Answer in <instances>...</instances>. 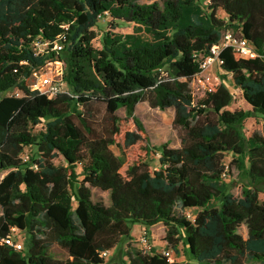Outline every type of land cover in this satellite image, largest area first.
Wrapping results in <instances>:
<instances>
[{
    "label": "trees",
    "instance_id": "1",
    "mask_svg": "<svg viewBox=\"0 0 264 264\" xmlns=\"http://www.w3.org/2000/svg\"><path fill=\"white\" fill-rule=\"evenodd\" d=\"M104 11L111 21L98 37ZM227 30L258 55L223 48L220 79L191 89L193 52ZM37 40L62 45L67 92L30 88L32 70L55 54L37 52ZM263 54L264 0H0V264H173L155 246L130 247L132 223L163 224L167 245L177 250L183 237L202 264H264V137L243 131L247 119L264 116ZM11 87L22 94L6 93ZM141 101L174 110L179 145L157 146V167L133 115ZM28 145L35 150L23 159ZM232 166L246 179L239 195L224 179ZM93 188L109 203L93 200ZM191 208L199 209L188 218ZM11 227L26 235L20 250L1 241ZM120 238L125 259L106 260L101 253Z\"/></svg>",
    "mask_w": 264,
    "mask_h": 264
},
{
    "label": "rangeland",
    "instance_id": "2",
    "mask_svg": "<svg viewBox=\"0 0 264 264\" xmlns=\"http://www.w3.org/2000/svg\"><path fill=\"white\" fill-rule=\"evenodd\" d=\"M138 3H151L154 0H136ZM217 15L221 18L226 19V14L221 10H217ZM111 21L110 16H104L100 18L95 26L93 27L96 35L101 37L102 34L108 29L109 22ZM226 87L231 91L235 92L237 90L232 78L228 75L225 80H223ZM6 93L21 95L22 92L17 87H11ZM118 114L123 116L124 110L119 109ZM134 117L141 122L149 135V142L152 149L148 155L147 160L149 161L151 167H157L159 153L155 151V148L161 143H168L171 147H177L179 145V134L175 129L172 128V120L174 116L173 108L159 109L151 107L147 101L139 102L133 113ZM44 122L42 121L31 128L32 133H37L39 130L43 129ZM243 131L245 133L257 132L264 137V116L258 115L257 118H249L243 123ZM111 150L119 154V149L115 145L110 146ZM35 150L34 145H28L24 147V155H31ZM231 159V154L228 153L224 157V162L227 164ZM81 167L77 166V171H80ZM3 172H0V176ZM224 179L230 184L231 191L234 194H240L241 184L246 182V179L238 173V170L233 166L230 167V174L224 176ZM261 191L259 193L260 200L264 201V185L258 183ZM92 199L101 200L103 203H109V196L107 191H102L98 188L92 189ZM216 202H211L209 205L212 206ZM179 209V205H177ZM199 208H191L190 213L195 214ZM130 234L132 239L129 242L130 247L135 249L148 251L150 246H155L159 251L163 252L168 250L170 252L169 259L173 264H202L197 261L189 252L183 237L177 245V250L170 248L164 239L165 232L163 224L159 223L154 226L145 227L139 223L130 224ZM141 236L147 238V245L141 243ZM13 237L16 240L24 243L26 235L22 231H15ZM127 242L125 238H120L118 244L108 250L107 255L104 257L108 261L120 262L125 259V250ZM51 254L56 258L64 259L66 257V252L59 246L52 244L50 246ZM244 264H260L256 260L247 259Z\"/></svg>",
    "mask_w": 264,
    "mask_h": 264
},
{
    "label": "built area",
    "instance_id": "3",
    "mask_svg": "<svg viewBox=\"0 0 264 264\" xmlns=\"http://www.w3.org/2000/svg\"><path fill=\"white\" fill-rule=\"evenodd\" d=\"M102 16H108V12L104 11L102 15H99V17ZM61 37L62 36H60V38ZM48 44H51V42L35 41L37 52L49 53V51H51L55 54L53 58L46 59L41 66L32 70L34 83L30 88L48 97H54L60 92H67V88L64 80L63 61L57 56L62 49V45L59 40L52 42L51 47H49ZM227 46H231L233 50L239 52L241 57L251 58L258 55L251 42L245 37L236 35L231 30L225 31L223 36L217 42L213 43L206 52H193V58L198 65V71L190 81L189 87L191 89L198 87L207 90L210 84L220 79V74L223 72V60L220 57V52ZM262 56L264 57V54ZM22 157L26 159L27 155L23 154ZM184 214L186 217L192 218V214L189 210L186 209ZM16 230L15 227H11L10 234L1 238V241L20 250L23 248V243L13 238V234ZM140 241L144 245H147L148 241L145 236H141ZM107 253L108 250H105L101 255L105 257ZM162 253L167 257L170 255L168 250H164Z\"/></svg>",
    "mask_w": 264,
    "mask_h": 264
}]
</instances>
